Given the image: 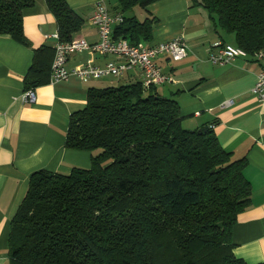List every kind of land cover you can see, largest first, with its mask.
<instances>
[{"label":"trees","instance_id":"obj_1","mask_svg":"<svg viewBox=\"0 0 264 264\" xmlns=\"http://www.w3.org/2000/svg\"><path fill=\"white\" fill-rule=\"evenodd\" d=\"M161 0H116L115 39L152 40V21L129 16ZM250 57L264 48V0H190ZM61 42L84 20L68 0H46ZM35 0H0V35L24 45V12ZM55 49L35 50L26 91L48 84ZM142 81L91 88L69 120L66 147L92 153L89 169L40 170L11 224L9 264H247L232 231L251 203L244 160L213 126L183 127L178 103ZM101 153L96 154L97 151ZM222 224L221 227L218 225Z\"/></svg>","mask_w":264,"mask_h":264},{"label":"crops","instance_id":"obj_2","mask_svg":"<svg viewBox=\"0 0 264 264\" xmlns=\"http://www.w3.org/2000/svg\"><path fill=\"white\" fill-rule=\"evenodd\" d=\"M99 3H104L111 15L120 13L116 0H68L84 20L72 40L84 38L90 44L100 40L91 22ZM129 16L140 22L152 21V40L141 43L154 45L178 37L187 42L185 59H157L170 80L155 91L178 103L185 129L213 126L222 148L233 159L245 161L243 173L252 196L233 227L234 254L247 264H264V102L252 93L260 63L250 56L226 65L212 63L210 54L217 52L218 44L236 46L235 36L221 30L206 9L193 6L190 0H161L146 8L136 7ZM118 25H113V33ZM24 33L29 45L0 35V264H9L11 224L31 176L40 170L70 174L75 168L91 167L92 153L66 147L70 117L86 107L88 91L142 81L138 68L120 78L82 81L71 77L55 84L50 79L34 89L35 103H25V78L35 50L43 46L55 49L60 42L46 0H35L24 12ZM121 61L86 50L72 54L67 66H105ZM229 100L232 103L226 105Z\"/></svg>","mask_w":264,"mask_h":264},{"label":"built area","instance_id":"obj_3","mask_svg":"<svg viewBox=\"0 0 264 264\" xmlns=\"http://www.w3.org/2000/svg\"><path fill=\"white\" fill-rule=\"evenodd\" d=\"M91 22L97 27L100 40L94 44H90L84 38H78L70 42H58L55 46V56L51 66V83L66 81L71 77H76L82 81L99 80L108 76L120 78L130 70L138 68L142 72L144 87L162 86L170 79L158 65L157 59L161 56H168L173 61H181L188 56V45L182 37L154 45L144 43L133 45L126 39H115L113 25L121 24L123 17L119 14L111 15L104 3L97 5ZM218 45L217 52L211 53L209 58L214 64L226 65L238 58L249 56L240 47L221 43ZM86 50L100 55L114 56L122 61L119 63L109 62L105 66L87 63L79 67L68 68L69 57L72 54ZM254 58L260 63L261 71L257 76L252 93L262 103L264 102V48L256 52ZM22 100L25 103H35L37 101L35 90H27L23 94ZM231 103L232 100H229L226 105Z\"/></svg>","mask_w":264,"mask_h":264},{"label":"rangeland","instance_id":"obj_4","mask_svg":"<svg viewBox=\"0 0 264 264\" xmlns=\"http://www.w3.org/2000/svg\"><path fill=\"white\" fill-rule=\"evenodd\" d=\"M101 152H102V150H99V151L96 152V154H99V153H101Z\"/></svg>","mask_w":264,"mask_h":264},{"label":"water","instance_id":"obj_5","mask_svg":"<svg viewBox=\"0 0 264 264\" xmlns=\"http://www.w3.org/2000/svg\"><path fill=\"white\" fill-rule=\"evenodd\" d=\"M218 226H219V227H221V226H222V224H219Z\"/></svg>","mask_w":264,"mask_h":264}]
</instances>
